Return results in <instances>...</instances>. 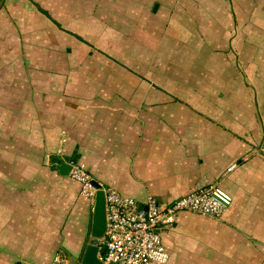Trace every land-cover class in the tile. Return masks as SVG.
I'll return each instance as SVG.
<instances>
[{
    "label": "crops",
    "instance_id": "1",
    "mask_svg": "<svg viewBox=\"0 0 264 264\" xmlns=\"http://www.w3.org/2000/svg\"><path fill=\"white\" fill-rule=\"evenodd\" d=\"M176 2L0 0V264H75L92 203L69 160L138 201L217 185L223 215L176 212L163 264H264V0Z\"/></svg>",
    "mask_w": 264,
    "mask_h": 264
},
{
    "label": "built area",
    "instance_id": "2",
    "mask_svg": "<svg viewBox=\"0 0 264 264\" xmlns=\"http://www.w3.org/2000/svg\"><path fill=\"white\" fill-rule=\"evenodd\" d=\"M68 176L78 184L82 198L93 202L96 187L94 180L82 164L66 161ZM105 228L100 239L98 259L100 264H163L168 260V250L161 239V229L172 221L178 211L219 219L231 202V197L215 184L197 187L168 204L159 203L152 195L142 201L123 195L103 186ZM102 249V251H101ZM56 255L51 264H63Z\"/></svg>",
    "mask_w": 264,
    "mask_h": 264
},
{
    "label": "water",
    "instance_id": "3",
    "mask_svg": "<svg viewBox=\"0 0 264 264\" xmlns=\"http://www.w3.org/2000/svg\"><path fill=\"white\" fill-rule=\"evenodd\" d=\"M57 170L60 174L67 175L69 165L65 162H61ZM92 184L96 187V191L91 206L90 225L81 253L79 257L75 259V264H100L98 250L100 239L103 236L105 228L104 196L97 181L93 180Z\"/></svg>",
    "mask_w": 264,
    "mask_h": 264
},
{
    "label": "rangeland",
    "instance_id": "4",
    "mask_svg": "<svg viewBox=\"0 0 264 264\" xmlns=\"http://www.w3.org/2000/svg\"><path fill=\"white\" fill-rule=\"evenodd\" d=\"M172 1H174V4H173V8L174 9H176V10H180V8H179V4L176 2V1H178V0H172ZM77 4V3H76ZM108 4L110 5H108V9L106 8V9H103L102 8V10H103V13H105V14H107V16L106 17H108L107 18V20H106V18H105V20H106V23H107V25H109L110 26V28H109V30H111V31H118V29H120V24H118V23H116V20H115V14H114V10H116V9H114V5H113V3H111V2H108ZM111 5H113V6H111ZM128 6V5H127ZM61 8H63V7H61ZM50 9V8H49ZM63 9H66L67 10V8H63ZM76 9H80V7H76ZM76 9H75V12H77L76 11ZM51 10V9H50ZM127 10H129V11H127ZM132 10V11H131ZM126 11H127V15H126V12H125V17H130L131 15H130V12L131 13H137L136 11H138V10H136L135 8H133V7H127L126 8ZM74 14V13H73ZM83 25V23H80L79 24V22H78V24H77V26H74V30L76 29V32L78 33V34H81V35H83V32H82V29H80L79 27L80 26H82ZM153 26H155V25H153ZM167 26H168V22H167V24H166V28H165V30L167 29ZM158 28V27H157ZM118 34H119V32H118ZM106 36L108 37V40L107 41H109L108 43H109V46L111 47V50L110 51H114V49L116 48V47H118L119 49H120V47L121 46H118V45H116L115 44V42H116V39H115V37L117 36V34L114 32V33H112V34H106ZM126 37L127 38H124L123 40H124V42L125 43H132V39H130V36H129V34H126ZM98 43H99V41H97ZM127 45V44H126ZM80 46V45H79ZM129 46V45H128ZM118 49V50H119ZM125 49H127V50H129V47H125ZM114 53V52H113ZM110 58L111 59H115L116 58V56H110ZM130 58H127L126 59V57H125V60L127 61L128 60V62H130V60H129ZM71 63H73V62H71ZM236 63H237V61H236Z\"/></svg>",
    "mask_w": 264,
    "mask_h": 264
},
{
    "label": "trees",
    "instance_id": "5",
    "mask_svg": "<svg viewBox=\"0 0 264 264\" xmlns=\"http://www.w3.org/2000/svg\"><path fill=\"white\" fill-rule=\"evenodd\" d=\"M38 9H40V8L38 7ZM42 12H43L47 17H49L48 13H47L45 10H42ZM49 18H50V17H49ZM101 251H102V249H101Z\"/></svg>",
    "mask_w": 264,
    "mask_h": 264
}]
</instances>
